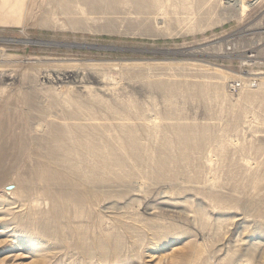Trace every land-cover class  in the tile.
<instances>
[{"label": "rangeland", "instance_id": "1", "mask_svg": "<svg viewBox=\"0 0 264 264\" xmlns=\"http://www.w3.org/2000/svg\"><path fill=\"white\" fill-rule=\"evenodd\" d=\"M0 264H264V0H0Z\"/></svg>", "mask_w": 264, "mask_h": 264}, {"label": "bare ground", "instance_id": "2", "mask_svg": "<svg viewBox=\"0 0 264 264\" xmlns=\"http://www.w3.org/2000/svg\"><path fill=\"white\" fill-rule=\"evenodd\" d=\"M236 5H238V4H236ZM239 7H241V8L243 7L241 2L239 3ZM43 78L45 79L46 76L44 75ZM54 78L60 82L67 81V80H74L76 82L78 81L77 76L75 75V73L72 70H65L63 72H55Z\"/></svg>", "mask_w": 264, "mask_h": 264}]
</instances>
